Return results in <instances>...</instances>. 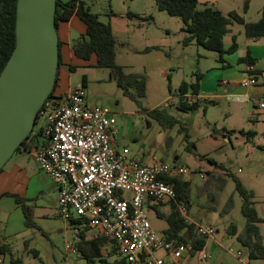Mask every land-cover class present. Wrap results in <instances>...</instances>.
<instances>
[{
	"label": "rangeland",
	"instance_id": "rangeland-1",
	"mask_svg": "<svg viewBox=\"0 0 264 264\" xmlns=\"http://www.w3.org/2000/svg\"><path fill=\"white\" fill-rule=\"evenodd\" d=\"M83 1L91 12L98 14L99 20L110 23L117 39L115 62L126 72L144 75L146 89L137 103L123 94L110 77V68L94 63L77 65L69 73V85L82 84L84 77L88 105L110 111L115 119L114 137L127 139L125 146L129 156L142 164L163 161L187 169L188 172L182 175V181L187 184L186 198L181 203L194 223L215 229L209 236L220 243L213 253L215 264H264V259H250L236 236L226 232L231 223L237 226L238 232L245 225L241 197L232 178L234 175L253 191V206L264 243V107H259V103H264V96L252 98L251 102L257 103L253 106L249 101L240 100L243 97L240 94L254 85L241 87L235 84L241 75L246 76V73L241 74L243 62L238 60L245 55L243 26L239 23L230 26L236 32L237 48L224 53L220 60L215 51L194 42L183 43L185 32L181 30V20L159 10L155 0ZM204 1L198 0L197 7L207 4L224 12L235 9L247 21L259 17L264 3V0H251L244 13L238 9L241 4L236 0ZM128 10L135 17L127 18ZM231 42L230 34L226 33L224 46ZM152 46L157 48H150ZM197 75L203 91L199 97L200 106L194 111L178 109L179 84L182 81L195 82ZM219 80L228 83L219 85ZM212 100L214 102L210 103ZM152 108L164 109V116L168 113L179 122L165 126L168 118L158 120L149 115L147 111ZM41 124L40 120L35 122V134L31 132L34 137L28 141L29 148L21 146L3 165L4 170L15 162L24 168L19 180L24 187L27 186V198L22 201L30 224H24L25 219L19 209L15 213L6 210L0 213V239L10 241L16 255L27 263H39V259L32 255L36 250L43 264H104L101 258L81 256L74 244L70 247L75 252L65 246L73 239L74 230L61 217L58 205L55 208L56 193L50 187L55 181L40 169L33 155V146L43 140L42 135L36 132ZM248 131L254 132L251 139L246 137ZM189 143L193 144L191 148ZM117 146H120V141ZM229 197L232 206L225 213L223 208ZM161 202L149 199V204H155V207L148 203L144 205L148 220L160 235L167 221L156 211L170 210V205ZM107 245L111 246L108 242ZM154 254L163 257L161 249ZM105 258L113 263L120 256L115 253ZM7 261L6 256L5 263Z\"/></svg>",
	"mask_w": 264,
	"mask_h": 264
},
{
	"label": "built area",
	"instance_id": "built-area-1",
	"mask_svg": "<svg viewBox=\"0 0 264 264\" xmlns=\"http://www.w3.org/2000/svg\"><path fill=\"white\" fill-rule=\"evenodd\" d=\"M244 71L246 76L237 83L241 87L255 85V64H245ZM259 105L263 107L264 103ZM39 120L42 124L36 132L43 140L35 146L33 155L40 169L58 185L61 217L86 220L98 229L96 236L115 243L126 262L167 264L154 254L161 249L170 254L171 264H180L188 250L184 243H176L153 229L144 211L149 199L173 200L184 221L193 224L199 235L209 237L214 233L212 226L196 224L186 215L185 205L176 201L174 189L163 180L184 175L187 169L163 161L142 164L128 155L126 147L117 150L112 139L115 119L108 109L88 105L82 84L45 99L36 116V122ZM73 230L69 246L78 240V229ZM3 242L0 239V244ZM210 257V252L200 251L202 261Z\"/></svg>",
	"mask_w": 264,
	"mask_h": 264
},
{
	"label": "trees",
	"instance_id": "trees-1",
	"mask_svg": "<svg viewBox=\"0 0 264 264\" xmlns=\"http://www.w3.org/2000/svg\"><path fill=\"white\" fill-rule=\"evenodd\" d=\"M198 0H155V4L159 10L165 11L167 14L177 16L182 22L181 30L185 32L182 41L183 43L194 42L206 49L215 51L219 55V59H222L224 53H231L236 50V35H232V42L228 47H224L223 38L226 33L230 31V25L233 23H239L243 26V32L248 39H260L264 38V5L261 10V14L257 20L247 21L245 18L234 10L229 11L227 14H223L217 8H213L207 4H204L202 8L197 7ZM248 5V0H245L243 9L245 10ZM72 15H76L84 24L85 32L80 35L72 44V49L77 57L84 60H88L92 54L95 55V65L104 66L110 68V77L113 78L117 86L122 90L123 94L132 100L139 103V98L144 96L146 89L145 77L142 74L131 73L124 71L123 67L115 62L116 43L117 39L113 34L110 23L99 20L98 14L90 11L89 5L83 0H56L55 1V14L54 21L56 28L60 21L69 19ZM127 18L135 17V14L131 11H126ZM15 17H16V0H0V72L4 67L6 61L12 53L15 46ZM146 17V16H144ZM150 48H157L152 46ZM149 49V48H146ZM239 61L246 64H254L248 54L239 58ZM60 65V53H59V41H58V68ZM55 84L47 96L46 99L58 97L60 94H55L54 90L58 81V71ZM75 67L69 65V69L72 71ZM257 73L258 70H257ZM199 78L197 75L195 82L182 81L178 86L179 101L177 108L183 111L197 110L201 102L198 98L199 93ZM85 80L83 77L82 85L84 86ZM213 103L214 101H209ZM205 107V105H204ZM149 115L156 119L168 118V123L165 126H171L179 122V120L172 115L166 114L164 109L152 108L147 111ZM166 119V118H165ZM247 139H251L254 132L248 131L245 133ZM34 135H28L22 142V146L26 148L28 145L27 140L33 139ZM187 137V134H185ZM191 146L193 144L189 143ZM20 147H17L19 149ZM202 157H204L202 155ZM209 161L215 163L213 159L208 158ZM2 169V168H1ZM0 169V170H1ZM235 183V190L241 197V213L245 217V225L241 232L237 231V226L231 223L226 232L231 235H235L237 240L245 248L246 254L250 259H264V243L260 234L258 222L259 218L256 215V210L253 206V191L247 189L239 178L232 175ZM164 181L169 183L175 191L176 201L182 202L186 198V182H183L178 177H164ZM18 201L20 199L17 198ZM170 212L168 214L161 215L157 210L158 216H164L168 226L163 230V236L168 239L175 240L176 243H184L187 246L188 252L191 255H195L197 252L204 249L207 236L199 235L193 224H188L184 221L183 216L176 210L175 202L169 200ZM148 205L155 207V204ZM232 206L231 197L227 199L224 204L223 212H228ZM25 214V225H29L30 221L28 215H26L25 208L22 206ZM68 223L73 228L78 229L76 241L77 250L86 258L98 257L101 258L99 253L100 247L105 243H110L109 255L118 253L117 247L114 242L108 240L102 235H98L92 238L89 242L84 241V232L87 230V221L78 217H71ZM185 229V234H181ZM86 243L88 245L96 246L98 252L91 256L85 251ZM3 244H0V254L3 253ZM32 255L39 259L38 251H32ZM102 260V259H101ZM2 264V262L0 263ZM9 264H24L18 257L10 256ZM112 264H130L122 257L114 260Z\"/></svg>",
	"mask_w": 264,
	"mask_h": 264
},
{
	"label": "water",
	"instance_id": "water-1",
	"mask_svg": "<svg viewBox=\"0 0 264 264\" xmlns=\"http://www.w3.org/2000/svg\"><path fill=\"white\" fill-rule=\"evenodd\" d=\"M56 0H16L15 46L0 72V169L32 132L58 68Z\"/></svg>",
	"mask_w": 264,
	"mask_h": 264
},
{
	"label": "crops",
	"instance_id": "crops-1",
	"mask_svg": "<svg viewBox=\"0 0 264 264\" xmlns=\"http://www.w3.org/2000/svg\"><path fill=\"white\" fill-rule=\"evenodd\" d=\"M64 1H67V0H64ZM210 1L211 0H206L204 2L209 3ZM224 1L230 2L233 0H224ZM236 1H237V3L241 4V7L240 8L238 7V9L242 10L244 13H246V11L250 7V1L251 0H248V5H247V8L245 10L243 9V5H244L245 0H236ZM211 2H213V1H211ZM263 5H264V3L262 4L261 9H262ZM217 9L220 10L223 14H227L231 10L236 11L235 9H230V10H227L224 12L222 9H219V8H217ZM236 12L239 13L238 11H236ZM260 14H261V12H260ZM257 19H255V20H257ZM232 25H230V26H232ZM57 32H58V41H59L60 65L58 68V71H59L58 81H57V85L55 87L54 93L61 95L65 91L73 88L72 86L69 85L70 84L69 83V73L71 72V70L69 69V65L76 67L77 65H85L88 63H95V55L92 54L88 60H84L80 57H77L73 52V49H72L73 42L80 35L84 34V32H85V24L76 15H72L69 19H67L65 21H60L58 23ZM227 34H230V36H232L233 34L236 35V32H234V30L230 27V31ZM243 34H244V32H243ZM244 37H245V35H244ZM244 39L245 40H244L243 44L245 47L244 48L245 55L248 54L252 59H254L255 67L259 73L257 74V83L254 86H252V88L246 90L245 92L241 93L240 95L243 97H247L248 100H246V101L247 102L249 101V103H251V105L255 106V105H257V103L255 101L251 102L252 98L258 97L259 95L264 96V38L253 40V39H248L245 37ZM228 46H224V47H228ZM240 57H242V56H240ZM243 64L244 65L242 67L241 74H243V73L245 74L244 68H245L246 63H243ZM242 77L243 76L241 75L240 79ZM227 83L228 82H226V81H220V80L217 82V84H219V85H226ZM235 84H238V83H235ZM202 93H203L202 87L199 86L198 98L202 97ZM259 107H261V106L259 105ZM112 139H113V144L117 150H120L123 147H126L125 146V144L127 142L126 138L121 137V138L117 139L114 137V134H113ZM119 141H120V146H117V143ZM33 147H35V146H33ZM26 148H29V144L26 146ZM22 168L23 167H20L15 162L9 169L4 170V168L2 167V169L0 170V213L5 212L6 210H8L9 212L15 213L19 209L21 214L23 215V218L25 219V214H24L23 209H22V206H24V203L22 200L27 198L26 197L27 196L26 195L27 194L26 193L27 186L24 187V185L21 184V181L19 180V177H21V173L23 171ZM175 177H178L179 179L183 180L182 175H176ZM48 183H49V181L47 182V185H48ZM50 187H52L56 193V198H55V208H56L58 205V202H57V200H58V185L56 182H52L50 184ZM17 198L20 199V201H18ZM161 203L170 205L166 201L161 202ZM170 209H171V207H170ZM158 211L160 212L161 215H164V216L170 212V210L169 211L158 210ZM18 214H20V213L18 212ZM164 216H162V217H164ZM24 224H25V222H24ZM70 226L73 228L72 225H70ZM167 226H168V223H167ZM167 226L164 229H166ZM97 232H98V229H96L95 227H91V226L87 227V230L84 232V241L89 242L92 238L97 237L96 236ZM181 234H185V229L182 230ZM78 240H79V237H78ZM68 242L69 241H67L65 243V246H67L66 248L70 249L72 252H75V251H73V248L69 246ZM2 244L4 245L3 246L4 249L2 250L3 253L1 254L2 264H9L10 256H13L14 258L15 257L20 258L13 251V248L11 245L12 243L10 241L4 240V242ZM219 245H220L219 240H216L215 238L210 239L209 237H207L205 247L201 251L210 252L211 257L209 258V260L207 259L205 261H202L200 258V251L197 252L195 255H191L187 250V252H185L183 254L182 258L180 259V264H215L212 261L213 253H214L215 249L217 248V246H219ZM74 247L77 250L76 244H74ZM109 247L110 246H108L107 243H105L99 249V253L101 255V259H102L104 264H112V262L110 263L105 258V256H109V251H110ZM85 251L90 256L92 254H96V252H98L96 246L88 245V243H86ZM162 251H163V254H162L163 257L162 258L165 260V262L167 264H171L172 258L170 256V254L166 253L164 250H162ZM77 252L81 256H83L78 250H77ZM6 256L8 258V261L5 263V257ZM96 258H98V257H96ZM22 262L24 264H43V261H40L39 263H27V262H24L22 260ZM245 264H250V263L245 262Z\"/></svg>",
	"mask_w": 264,
	"mask_h": 264
},
{
	"label": "flooded vegetation",
	"instance_id": "flooded-vegetation-1",
	"mask_svg": "<svg viewBox=\"0 0 264 264\" xmlns=\"http://www.w3.org/2000/svg\"><path fill=\"white\" fill-rule=\"evenodd\" d=\"M30 134H31V133H30ZM30 134H29V135H30ZM28 141H29V140H27V143H28ZM21 146H22V145H21Z\"/></svg>",
	"mask_w": 264,
	"mask_h": 264
}]
</instances>
